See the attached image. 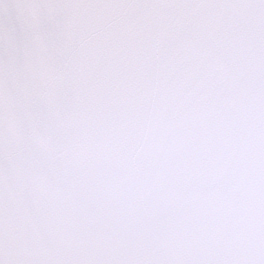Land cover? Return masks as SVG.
I'll return each instance as SVG.
<instances>
[{"label":"snow or ice","instance_id":"obj_1","mask_svg":"<svg viewBox=\"0 0 264 264\" xmlns=\"http://www.w3.org/2000/svg\"><path fill=\"white\" fill-rule=\"evenodd\" d=\"M0 264H264V0H0Z\"/></svg>","mask_w":264,"mask_h":264}]
</instances>
